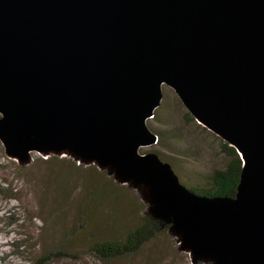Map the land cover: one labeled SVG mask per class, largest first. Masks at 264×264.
Here are the masks:
<instances>
[{
    "label": "water",
    "instance_id": "1",
    "mask_svg": "<svg viewBox=\"0 0 264 264\" xmlns=\"http://www.w3.org/2000/svg\"><path fill=\"white\" fill-rule=\"evenodd\" d=\"M162 86L236 151L234 197L139 154ZM0 143L133 190L191 264H264V0H0Z\"/></svg>",
    "mask_w": 264,
    "mask_h": 264
},
{
    "label": "rangeland",
    "instance_id": "2",
    "mask_svg": "<svg viewBox=\"0 0 264 264\" xmlns=\"http://www.w3.org/2000/svg\"><path fill=\"white\" fill-rule=\"evenodd\" d=\"M161 92L146 122L157 144L139 154L157 155L186 188H204L228 162L224 142L198 125L169 87ZM46 159L33 153L29 165L19 166L0 143V264H191L167 231L124 259L97 258L91 244L123 238L140 223L145 205L95 166Z\"/></svg>",
    "mask_w": 264,
    "mask_h": 264
},
{
    "label": "trees",
    "instance_id": "3",
    "mask_svg": "<svg viewBox=\"0 0 264 264\" xmlns=\"http://www.w3.org/2000/svg\"><path fill=\"white\" fill-rule=\"evenodd\" d=\"M223 154L228 158L224 169L216 170L210 176V181L204 188H189L196 195L205 197H234L239 182L242 162L236 151L223 144ZM52 156L47 157L46 160ZM168 227H161L143 211L140 223L121 239L97 241L91 244L89 250L103 261H116L135 254L145 243L165 233Z\"/></svg>",
    "mask_w": 264,
    "mask_h": 264
}]
</instances>
